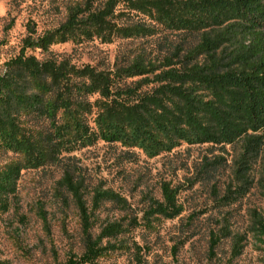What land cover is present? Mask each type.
Wrapping results in <instances>:
<instances>
[{
	"label": "rangeland",
	"instance_id": "rangeland-1",
	"mask_svg": "<svg viewBox=\"0 0 264 264\" xmlns=\"http://www.w3.org/2000/svg\"><path fill=\"white\" fill-rule=\"evenodd\" d=\"M106 1L0 0V78L22 72L27 94L43 101L42 113L0 120V170L18 168L0 210V264H68L84 253L85 229L95 240L113 223L122 233L99 242L93 264H264V129L245 139L235 120L224 141L216 120L227 89L186 85L209 105L199 104L153 74L122 73L137 60L179 69L204 32L235 15L188 0H122L103 17ZM77 8V24L57 33ZM50 35L47 48L23 50ZM22 50L40 75L15 65ZM66 173L82 182L86 222L60 185ZM163 184L176 209L154 214ZM106 190L125 205L95 206Z\"/></svg>",
	"mask_w": 264,
	"mask_h": 264
},
{
	"label": "trees",
	"instance_id": "trees-1",
	"mask_svg": "<svg viewBox=\"0 0 264 264\" xmlns=\"http://www.w3.org/2000/svg\"><path fill=\"white\" fill-rule=\"evenodd\" d=\"M88 0L87 4H90ZM122 0H107L102 13L107 16L114 5ZM190 7L211 5L214 10L220 12H231V22L223 25L222 21L215 24L217 29L204 32L200 43L196 46L194 56L185 58L186 62L179 68H172L166 64L161 70L154 66L144 65L141 61H135L132 65L122 71L126 77L143 76L153 74V81L166 87L171 92H180L186 101H194L199 104L209 105L199 98L189 94L186 85H199L204 88L217 87L227 89L229 95L228 107L223 116H217L220 126V135L224 141H228L226 130L233 127L237 120L238 134L244 133L245 139H249L252 133L264 129V0H188ZM81 12L75 9L69 20L57 33L69 32L76 24L77 15ZM98 15L92 14L90 20L97 19ZM217 13V12H216ZM223 25V26H222ZM53 36H46L37 42L25 40L26 48L45 49ZM21 55L15 60V65L22 67L31 75H40V70L35 60ZM204 55V61L190 64L197 55ZM190 60V62H187ZM28 83L23 79L22 72L0 78V120L17 116L20 111L42 113L43 101L39 94H27ZM184 88V89H183ZM108 91V89L106 90ZM228 91V92H227ZM106 96H109L107 92ZM188 109V107L186 108ZM231 121V122H230ZM206 130V129H205ZM204 137H211L204 130ZM250 132V134H248ZM18 176V168L0 170V210L6 211L8 199L15 191V181ZM262 197L264 198V175L262 178ZM75 199L78 209L85 222L88 219L86 209L83 205V185L79 180H74L70 174H64L60 181ZM162 203H156L154 214H166L176 209V192L171 190L168 184L161 186ZM114 202L119 207L125 205V201L117 194L106 190L94 195L95 206L102 202ZM264 231V225L257 222ZM122 233L120 224L113 223L105 226L99 236L93 240L85 229L84 253L77 259H70L68 264H93L101 256L104 248L99 247V242L104 239L114 238Z\"/></svg>",
	"mask_w": 264,
	"mask_h": 264
}]
</instances>
